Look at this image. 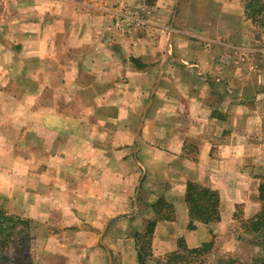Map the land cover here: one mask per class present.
I'll return each instance as SVG.
<instances>
[{"label": "crops", "instance_id": "0c3cea01", "mask_svg": "<svg viewBox=\"0 0 264 264\" xmlns=\"http://www.w3.org/2000/svg\"><path fill=\"white\" fill-rule=\"evenodd\" d=\"M243 1L0 0V205L32 222L33 264H138L159 198L153 260L256 215L264 35ZM187 181L218 192V224L188 230Z\"/></svg>", "mask_w": 264, "mask_h": 264}, {"label": "trees", "instance_id": "16d2710c", "mask_svg": "<svg viewBox=\"0 0 264 264\" xmlns=\"http://www.w3.org/2000/svg\"><path fill=\"white\" fill-rule=\"evenodd\" d=\"M245 18L252 24L264 22V0H244ZM257 17H262L260 20ZM264 26V25H263ZM184 200L189 217L188 230L194 231L196 224L216 225L220 222V197L217 191L207 185L187 181ZM259 210L250 219L235 215V221L240 218L239 241L249 248L248 254L238 251L237 255L221 252L215 246L216 235L211 234L208 242L199 247L190 248L184 238H179L176 249L168 252L155 264H264V180L258 189ZM154 217L147 219L142 231H135L133 240L138 264H146L152 257V238L159 221H173L175 213L173 206L159 198L152 206ZM34 228L30 220L10 214L0 205V264H33L31 255L35 240ZM13 246V255L7 256V251Z\"/></svg>", "mask_w": 264, "mask_h": 264}, {"label": "rangeland", "instance_id": "374dc122", "mask_svg": "<svg viewBox=\"0 0 264 264\" xmlns=\"http://www.w3.org/2000/svg\"><path fill=\"white\" fill-rule=\"evenodd\" d=\"M194 1H192V3L190 4H187L188 7H190L192 4H193ZM195 8L196 9H199L198 5L196 4L195 5ZM130 10H127L126 13H128ZM196 12L193 11V13H197V10H195ZM127 17H134V16H131L128 14L125 15H119L118 17H115L114 20L115 21H118V25H120V28L121 29H124L125 32H130V29H131V26L135 23V21L131 20V19H128ZM262 17H257L256 19L260 20ZM250 22V21H249ZM252 24V23H251ZM260 23H254L252 24L254 26V32L253 34H255V37H254V40L256 41H260L262 40L261 37H262V32H263V35H264V22L262 24V26L259 25ZM113 26H115V23H113ZM119 27V26H117ZM207 45H208V42H207ZM205 45V46H207ZM207 48H209V46H207ZM252 49L256 48L254 46L251 47ZM243 50V49H241ZM144 198L142 197L141 198V201H143ZM144 204V203H143ZM141 210H142V214L141 216L138 217V220L136 221V227L137 231H142L143 230V227L147 221V214L144 213L145 212V208L143 206H141ZM241 218V217H240ZM240 218L238 216V220L235 221V224L233 225V227L230 229V230H225V234H220L218 236V238L214 239V242H215V246L218 248L219 251L221 252H226V253H231V254H235L237 255L239 252L238 251H243L245 252L246 254L250 253L249 251V248L247 247H244L242 246L241 242L239 241V235L242 233L241 230L238 228L239 227V222H240ZM55 231V229H53ZM38 235L40 233H43V231H41L39 229V231L37 232ZM218 235V234H217ZM185 238V237H184ZM35 248V247H34ZM39 248V247H37ZM13 251H14V248L13 246H10V248L7 250V251H3V253L7 256H12L13 255ZM31 255H33V247H32V251H31ZM118 256H119V253H118ZM33 258V256H32ZM118 257H115L114 259V263L113 264H117L118 262V259H116ZM33 260V259H32ZM34 263V260L32 261ZM156 263V260H153L152 257L147 259V262L146 264H155Z\"/></svg>", "mask_w": 264, "mask_h": 264}]
</instances>
